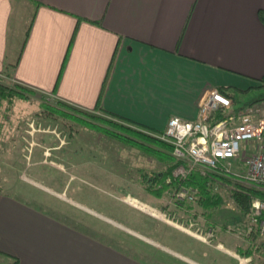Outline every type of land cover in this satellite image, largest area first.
I'll return each instance as SVG.
<instances>
[{
  "label": "crops",
  "instance_id": "0c3cea01",
  "mask_svg": "<svg viewBox=\"0 0 264 264\" xmlns=\"http://www.w3.org/2000/svg\"><path fill=\"white\" fill-rule=\"evenodd\" d=\"M27 1L30 32L11 48L14 6L0 0V74L16 63L12 82L84 109L116 52L103 110L157 131L172 116L196 119L208 85L247 89L264 76V0ZM58 214L0 190L5 264H146Z\"/></svg>",
  "mask_w": 264,
  "mask_h": 264
},
{
  "label": "rangeland",
  "instance_id": "374dc122",
  "mask_svg": "<svg viewBox=\"0 0 264 264\" xmlns=\"http://www.w3.org/2000/svg\"><path fill=\"white\" fill-rule=\"evenodd\" d=\"M12 2L9 42L15 48L22 44L33 12L30 1ZM0 81L16 83L4 71ZM229 92L238 99L233 98V112L264 115L263 82ZM40 93L27 100L15 98L12 104L0 93V190L57 210L62 218L82 224L121 250L145 256L146 264H264V236L258 234L253 239L261 251L252 256L234 250L237 244L246 247L251 223L249 216L240 215L230 197V184L217 182L223 201L216 209L220 220L215 228L207 229L210 220L202 213L194 217L171 214L169 210L179 201L173 197L176 187L158 198L145 189L140 173L162 171L168 162L106 135L91 125L103 122L85 113L49 115ZM44 98L55 103L54 98ZM89 111L111 117L103 108ZM257 150L256 140H242L230 167L239 170L242 160ZM132 199L154 213L135 206ZM70 202L80 210H71ZM221 222L227 225L224 231ZM5 259L0 257V264H5Z\"/></svg>",
  "mask_w": 264,
  "mask_h": 264
},
{
  "label": "trees",
  "instance_id": "16d2710c",
  "mask_svg": "<svg viewBox=\"0 0 264 264\" xmlns=\"http://www.w3.org/2000/svg\"><path fill=\"white\" fill-rule=\"evenodd\" d=\"M264 21V15L261 16ZM79 19L82 20L81 17ZM33 21V19H32ZM32 21L27 27L25 38L23 41V45L28 37V34L31 29ZM115 53L113 57V61L109 67L108 74L106 79L103 83L101 94L97 101L96 109L102 108V100L105 94V89L107 85V81L112 69V65L116 58ZM10 66H16L15 64L7 65L4 69V72L7 75H10ZM261 82L264 83V76L260 79ZM221 92L225 93L228 96H231L235 100H238L235 95H231L229 90H237L238 88H230V87H219ZM240 90V89H239ZM0 93L3 99H6L10 104L14 101L15 98L21 99H30L33 96H38V91L28 85L22 83H15L9 84L0 81ZM40 97L43 100V106L46 108L44 109L46 113L49 115H54L55 113L66 115H73L71 113L75 112L78 113H85L88 116L94 117L95 119H100L103 123L99 124H91L97 126L96 129L100 130L101 132L105 133L108 136L115 138L116 140L123 142L125 144H129L130 146H135L142 151L148 152L158 158L160 161L168 162L167 167L162 171H154V172H147L142 170L140 173L142 175V181L145 186V189L154 194L156 197L161 198L166 195V193L177 187L179 185V181L173 180L172 182H167V177L171 173L173 167L177 164L175 162V158L172 154V146L170 143L160 139L156 135H153L150 132L158 133L160 131L151 129L149 127H145L142 124L136 123L130 119L116 116L113 114L108 113L111 117L105 118L94 113H91L89 110L83 109L78 107L66 100L63 99H55V103H49L45 100V95L40 93ZM233 110H225L219 109L216 111L211 118L212 123L228 116ZM107 113V112H105ZM138 126V127H136ZM139 127L144 128L141 129ZM150 131V132H149ZM218 181L230 184V197L236 204V207L242 217H248L251 211V204L254 198H260L264 200V187L256 186L253 184H246L238 180L233 176L224 175L222 173H218L217 171L208 170L205 174L200 171V168L195 169L192 171L188 179L184 182L185 186L195 187L198 191L195 195L193 200H179L173 204V207L169 210V212L175 213L180 212L179 214H183V217H194L199 213H202L207 221V229L215 228V224L218 223L220 217H218V212L216 209L222 204L223 195L220 191H218L219 184ZM170 208V207H169ZM166 210V206L164 207ZM202 209V210H201ZM201 210V211H200ZM182 216V215H181ZM264 217V213H263ZM187 220V219H186ZM221 229L224 231L226 230L227 225L224 222H221ZM258 231L256 227H253L245 237L246 240V247L240 244L234 246V250L242 256L248 257L252 256L254 253L261 251L259 249V245H256L253 242V239H257L259 237ZM222 242V241H221ZM139 260L146 262L145 256L139 253H130ZM18 261L15 258L10 264H15ZM237 264V262L235 263Z\"/></svg>",
  "mask_w": 264,
  "mask_h": 264
},
{
  "label": "built area",
  "instance_id": "2783aa9c",
  "mask_svg": "<svg viewBox=\"0 0 264 264\" xmlns=\"http://www.w3.org/2000/svg\"><path fill=\"white\" fill-rule=\"evenodd\" d=\"M233 107L231 96L216 86L208 85L198 100L196 119L172 116L166 128L156 134L171 144L172 153L178 160L167 178L168 182L179 181L173 196L177 200L195 198L198 190L185 186L184 182L197 168L204 174L208 170L217 171L243 183L264 187V115L255 117L257 113L251 111L231 112L212 123L211 118L216 111ZM242 140H256L258 150L242 160L243 165L239 170H233L230 165L240 153ZM263 213L264 200L254 198L249 214L250 230L256 227L261 236H264Z\"/></svg>",
  "mask_w": 264,
  "mask_h": 264
},
{
  "label": "bare ground",
  "instance_id": "6f19581e",
  "mask_svg": "<svg viewBox=\"0 0 264 264\" xmlns=\"http://www.w3.org/2000/svg\"><path fill=\"white\" fill-rule=\"evenodd\" d=\"M132 200H133V202H131V203H133L135 206H138V207H140V208H142V209H144V210H146L152 214L154 213L153 210L151 208L147 207L145 204L139 203L138 201H137L138 203H136L135 199H132Z\"/></svg>",
  "mask_w": 264,
  "mask_h": 264
}]
</instances>
